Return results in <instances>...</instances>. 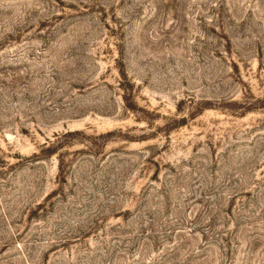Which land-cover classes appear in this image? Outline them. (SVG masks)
Here are the masks:
<instances>
[{"label": "rangeland", "instance_id": "1", "mask_svg": "<svg viewBox=\"0 0 264 264\" xmlns=\"http://www.w3.org/2000/svg\"><path fill=\"white\" fill-rule=\"evenodd\" d=\"M0 264H264V0H0Z\"/></svg>", "mask_w": 264, "mask_h": 264}]
</instances>
